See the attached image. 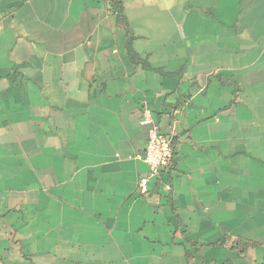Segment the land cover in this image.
I'll return each instance as SVG.
<instances>
[{"label":"crops","instance_id":"crops-1","mask_svg":"<svg viewBox=\"0 0 264 264\" xmlns=\"http://www.w3.org/2000/svg\"><path fill=\"white\" fill-rule=\"evenodd\" d=\"M0 264H264V0H0Z\"/></svg>","mask_w":264,"mask_h":264},{"label":"built area","instance_id":"built-area-1","mask_svg":"<svg viewBox=\"0 0 264 264\" xmlns=\"http://www.w3.org/2000/svg\"><path fill=\"white\" fill-rule=\"evenodd\" d=\"M141 124L149 129L145 152L139 157L147 164L148 173L140 179L138 189L141 194H147L150 190L151 181L157 179L163 169L173 166L176 159V150L173 140L165 138L161 134L160 127L150 106L144 107Z\"/></svg>","mask_w":264,"mask_h":264}]
</instances>
